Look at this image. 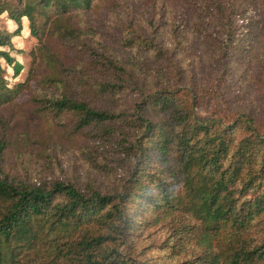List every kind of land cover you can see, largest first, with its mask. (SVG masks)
Wrapping results in <instances>:
<instances>
[{
	"label": "trees",
	"instance_id": "1",
	"mask_svg": "<svg viewBox=\"0 0 264 264\" xmlns=\"http://www.w3.org/2000/svg\"><path fill=\"white\" fill-rule=\"evenodd\" d=\"M0 18V264H264V0Z\"/></svg>",
	"mask_w": 264,
	"mask_h": 264
},
{
	"label": "rangeland",
	"instance_id": "2",
	"mask_svg": "<svg viewBox=\"0 0 264 264\" xmlns=\"http://www.w3.org/2000/svg\"><path fill=\"white\" fill-rule=\"evenodd\" d=\"M0 25L7 27V23H5V18H0ZM28 34L24 32L21 33V35L18 38L14 39V43L16 47H21V48H29L30 47V42L28 41ZM201 116L206 117L207 115L205 112H200L199 113Z\"/></svg>",
	"mask_w": 264,
	"mask_h": 264
}]
</instances>
